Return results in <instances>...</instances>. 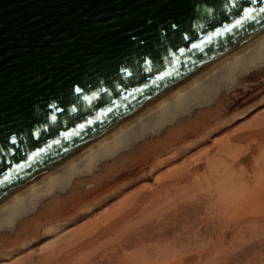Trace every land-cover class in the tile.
<instances>
[{
  "label": "water",
  "instance_id": "95a60500",
  "mask_svg": "<svg viewBox=\"0 0 264 264\" xmlns=\"http://www.w3.org/2000/svg\"><path fill=\"white\" fill-rule=\"evenodd\" d=\"M263 29L264 0H0V202Z\"/></svg>",
  "mask_w": 264,
  "mask_h": 264
},
{
  "label": "rangeland",
  "instance_id": "374dc122",
  "mask_svg": "<svg viewBox=\"0 0 264 264\" xmlns=\"http://www.w3.org/2000/svg\"><path fill=\"white\" fill-rule=\"evenodd\" d=\"M237 83L229 91L218 93L208 119H203L207 124L198 133L195 128L180 126L175 141H162L166 143L159 150L154 141L142 153H133L111 171L99 173L95 179L89 177L83 189L63 194L52 211L43 210L36 223L26 222L20 228L18 222L12 229L2 228L0 264H264V186L236 208L221 209L217 206V188L209 183L208 175H203L204 156H200V161L193 156L202 151L208 157L213 156L217 153L214 143L232 137L237 128L246 126L263 112L264 65L240 76ZM209 128L212 132L206 136ZM255 131L252 126L235 133L245 134L239 140L240 148L235 155L240 160L234 166L249 169L242 184L249 188L256 180V172L245 160V154L248 146L254 151V143L260 140V136H253ZM180 133L182 136H178ZM235 155L225 157L230 165L235 163ZM256 162L264 169V147L254 157ZM245 189H240V194L248 190ZM161 191L164 195H159ZM155 197L163 199L159 211L164 216L146 219L140 215L144 201ZM121 204L124 210L118 216L101 223L99 219ZM240 220L243 232L237 236ZM89 226L100 232L75 240L77 232L82 233ZM50 229H56L57 237ZM56 240L71 243L48 255L47 247ZM220 246L229 250L213 251Z\"/></svg>",
  "mask_w": 264,
  "mask_h": 264
},
{
  "label": "bare ground",
  "instance_id": "6f19581e",
  "mask_svg": "<svg viewBox=\"0 0 264 264\" xmlns=\"http://www.w3.org/2000/svg\"><path fill=\"white\" fill-rule=\"evenodd\" d=\"M262 65H264V29L260 34L244 41L223 55L218 61L208 65L205 69L196 73L195 76L191 77L188 81L174 89L171 93L153 100L149 105L137 111L133 117L120 122L117 126L113 127L105 135L93 143L87 145L71 157L62 160L53 168L25 183L7 199L2 200L0 202V230L2 228L12 229L15 223L18 222V226L20 228H23L26 222L36 223L37 218H39L38 216L44 212L43 210L48 209L52 211L56 202L63 198V194H69L72 191L81 189L83 185L88 182L87 179L89 177L95 179L99 173L106 170L111 171V169L119 166L123 160H125L128 156L133 155V153H142L146 149V145L150 143L153 144L154 141L158 144V150L159 148L161 149L160 146L163 143L162 141L170 139L175 141V135L177 134L176 129L180 126L188 129L193 128V130L195 128V133H198V131L207 124V122H204L203 119L207 116L209 117L211 113L210 111L213 109V104L216 102L215 100L218 93L224 89L228 90L232 88L238 84L237 80L240 76ZM250 123H247L246 126L237 128L236 131H234V134H232V137L229 136L227 137V140L224 139L222 142L223 144L218 142L214 143L217 147V153L213 156L208 157V153L206 154L203 151V153L201 152L202 154L198 153L199 155H197V157L193 154L194 158H197L193 159L198 161L202 160L200 157L201 155L204 156L203 159L205 169L203 171V175H208L210 180L209 183L211 185L214 184L217 188V201L219 204H217V206H221V209L238 206L239 203H243V201L253 197L259 188L264 186V169L262 166L259 167L258 162L254 163V157L256 154H259L264 147V110L261 114H257ZM252 126L256 127V131L253 133V136H260V140L257 141L258 143H254L256 145L254 151H252V146H248L246 150L247 153L245 154V160L248 161V164L253 165L254 172H256L254 175L256 180L254 184H252L253 186L249 188L248 185L246 187V183L245 186H242L244 183L243 180L248 174L249 169H246L245 166L239 168H235L234 166L238 164V161L240 160L238 159L239 157H237L238 155L235 154H237L240 148L238 147L241 142L239 140L243 139L242 137L245 134L236 135L235 133L241 130L245 131V129ZM211 132V130L207 132L206 136H209ZM160 133L162 134L160 135ZM178 136H182V134L180 133ZM228 155H235L237 157L235 163L231 165L228 163L225 158ZM164 162L165 161L160 162V164L156 166H160ZM159 175L160 174H158V176L156 175L157 178ZM163 175L165 174H162V176ZM166 176L168 178L170 175ZM159 179L160 178L157 180ZM240 185L243 188L240 187ZM72 186L74 187L71 188ZM245 187L248 190H246ZM141 189L142 188L139 190ZM240 189H245L247 192L244 191V193L242 192L240 194ZM135 190L133 193H135ZM74 193L75 192H73V194ZM160 194L164 195L162 191L159 195ZM52 199L55 202L51 201ZM127 199L125 200L128 201ZM154 199L151 201H144L142 207L143 210L140 215H144L146 219L153 220L155 219L154 217L161 219L164 216L163 212L159 211L161 206L160 202L163 199H158V197H155ZM125 200L122 202L126 203ZM133 200H136V196ZM122 205L123 204L120 206L118 205V208H115V210L113 209L114 211L111 210V212L105 214L104 216L101 214L103 216L99 219L101 220V223L105 224L110 221L109 219L118 216L124 210ZM29 214H32V216L28 220L24 221L23 218L25 219ZM99 225L100 223L96 226L98 227ZM92 226H94V224H92ZM90 227L91 226L87 227L88 230L82 231V233L77 232L81 234H77L75 240L83 239L87 236L90 237L95 235L98 231L100 232L97 227L89 229ZM237 228L239 231L236 235L238 236L241 232H243L241 220L238 221ZM56 229H50L49 232L55 231L54 233L56 236ZM70 243L71 242L63 243L58 240L52 243L53 246L48 243V255L53 253V250L55 252L62 250V248H65ZM211 246L214 247V245ZM214 250H221V252L225 253L229 249L228 247L220 246L214 248L213 251ZM204 259L206 260V258Z\"/></svg>",
  "mask_w": 264,
  "mask_h": 264
},
{
  "label": "snow or ice",
  "instance_id": "6c2138e0",
  "mask_svg": "<svg viewBox=\"0 0 264 264\" xmlns=\"http://www.w3.org/2000/svg\"><path fill=\"white\" fill-rule=\"evenodd\" d=\"M76 92H77V94H79L81 92V89L77 88ZM13 142H15V141H13Z\"/></svg>",
  "mask_w": 264,
  "mask_h": 264
}]
</instances>
